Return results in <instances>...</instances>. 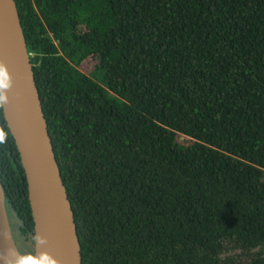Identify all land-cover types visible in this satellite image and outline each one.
<instances>
[{
	"label": "trees",
	"instance_id": "16d2710c",
	"mask_svg": "<svg viewBox=\"0 0 264 264\" xmlns=\"http://www.w3.org/2000/svg\"><path fill=\"white\" fill-rule=\"evenodd\" d=\"M81 264H264V0H14ZM11 234L33 219L0 103Z\"/></svg>",
	"mask_w": 264,
	"mask_h": 264
},
{
	"label": "water",
	"instance_id": "95a60500",
	"mask_svg": "<svg viewBox=\"0 0 264 264\" xmlns=\"http://www.w3.org/2000/svg\"><path fill=\"white\" fill-rule=\"evenodd\" d=\"M0 97L33 219V259L18 250L0 182V264H81L73 210L54 156L14 0H0Z\"/></svg>",
	"mask_w": 264,
	"mask_h": 264
},
{
	"label": "rangeland",
	"instance_id": "374dc122",
	"mask_svg": "<svg viewBox=\"0 0 264 264\" xmlns=\"http://www.w3.org/2000/svg\"><path fill=\"white\" fill-rule=\"evenodd\" d=\"M227 257L237 264H247V254L239 249L227 253Z\"/></svg>",
	"mask_w": 264,
	"mask_h": 264
},
{
	"label": "clouds",
	"instance_id": "9594fccd",
	"mask_svg": "<svg viewBox=\"0 0 264 264\" xmlns=\"http://www.w3.org/2000/svg\"><path fill=\"white\" fill-rule=\"evenodd\" d=\"M0 102H3V97H0Z\"/></svg>",
	"mask_w": 264,
	"mask_h": 264
}]
</instances>
